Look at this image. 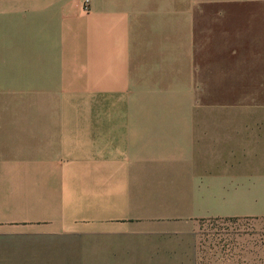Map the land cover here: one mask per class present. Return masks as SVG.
<instances>
[{
	"label": "crops",
	"instance_id": "obj_1",
	"mask_svg": "<svg viewBox=\"0 0 264 264\" xmlns=\"http://www.w3.org/2000/svg\"><path fill=\"white\" fill-rule=\"evenodd\" d=\"M83 1L0 0V121L27 122L0 264H134L111 237L264 219V0ZM35 117L51 225L29 221Z\"/></svg>",
	"mask_w": 264,
	"mask_h": 264
},
{
	"label": "rangeland",
	"instance_id": "obj_2",
	"mask_svg": "<svg viewBox=\"0 0 264 264\" xmlns=\"http://www.w3.org/2000/svg\"><path fill=\"white\" fill-rule=\"evenodd\" d=\"M256 96L255 91V103L259 101ZM254 112L264 113V106L255 104ZM38 113L37 109L31 114L36 116ZM32 120L28 129L29 203L31 215L35 217L29 221L32 224L51 225L54 218L47 216H52L49 214L52 209L45 206L49 187L43 184L44 172L37 167L43 161V155L38 154L37 147L44 123L37 120V117ZM26 123L25 120L9 118L0 121V147L5 152L0 153V156L18 157V154H11V151L21 147L22 137L26 136ZM14 220L22 221L19 218ZM130 237L133 238L111 237L110 243H124L129 248L125 251L135 256L131 258L134 264H260L264 219L201 220L189 232Z\"/></svg>",
	"mask_w": 264,
	"mask_h": 264
},
{
	"label": "built area",
	"instance_id": "obj_3",
	"mask_svg": "<svg viewBox=\"0 0 264 264\" xmlns=\"http://www.w3.org/2000/svg\"><path fill=\"white\" fill-rule=\"evenodd\" d=\"M83 9L86 12L89 11V1L88 0L83 1Z\"/></svg>",
	"mask_w": 264,
	"mask_h": 264
}]
</instances>
